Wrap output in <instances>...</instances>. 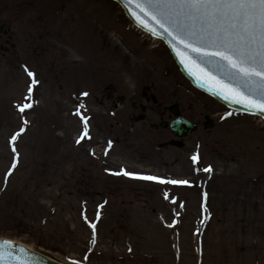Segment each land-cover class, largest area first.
Segmentation results:
<instances>
[{
  "label": "rangeland",
  "instance_id": "374dc122",
  "mask_svg": "<svg viewBox=\"0 0 264 264\" xmlns=\"http://www.w3.org/2000/svg\"><path fill=\"white\" fill-rule=\"evenodd\" d=\"M26 68L38 81L29 101ZM146 86L157 102L142 95ZM26 102L33 106L21 114L17 105ZM133 102L148 106L146 120H135ZM174 102L199 129L183 147H160L172 134L150 124L174 118ZM80 104L91 139L77 144ZM226 109L113 0H0V236L70 264H264V122L234 111L222 118ZM206 114L212 128L203 126ZM196 148L199 167L215 169L207 223L200 182L211 173L195 171ZM122 169L192 186L113 174ZM168 188L183 201L180 216L179 203L163 195ZM100 206L92 244L89 224Z\"/></svg>",
  "mask_w": 264,
  "mask_h": 264
},
{
  "label": "snow or ice",
  "instance_id": "6c2138e0",
  "mask_svg": "<svg viewBox=\"0 0 264 264\" xmlns=\"http://www.w3.org/2000/svg\"><path fill=\"white\" fill-rule=\"evenodd\" d=\"M135 9L139 15H134L142 26L148 27L140 17L149 18L154 24L149 27L151 33L167 34L174 49L177 46L183 49L177 54L201 81V87H207L213 95L221 96L225 101L243 105L252 114H264V0H136ZM25 71L32 78L25 97L29 101L38 81L33 72L27 68ZM81 95L87 97L89 93ZM32 106L26 102L17 105V110L23 114ZM82 109L86 110L84 104H80L75 112L82 124L77 144L91 139L90 118L83 115ZM231 115V112L227 114ZM24 131L22 127L11 140L15 142ZM111 147L109 141L105 155ZM12 151L16 153L15 147ZM191 160L197 163L198 155H193ZM16 166L14 159L8 176ZM204 171L211 172L212 169L208 167ZM113 174L162 185L192 186L188 180L135 174L123 169ZM203 196L206 201L207 193ZM165 199H168V193H165ZM172 203H176L175 199ZM202 209L207 213L206 204ZM90 227L93 230L91 243L95 244L96 224H90ZM19 251L22 255L16 256L11 242H0V264H34L23 248Z\"/></svg>",
  "mask_w": 264,
  "mask_h": 264
},
{
  "label": "water",
  "instance_id": "95a60500",
  "mask_svg": "<svg viewBox=\"0 0 264 264\" xmlns=\"http://www.w3.org/2000/svg\"><path fill=\"white\" fill-rule=\"evenodd\" d=\"M120 1V3L123 5L126 13L128 14V16L139 26H141L142 28H144L145 30L149 31V27H154L153 22L144 16H141L140 18L144 21L145 24L148 25V27H144L141 25L140 22H138L136 15H139V13L137 12V10L135 9V3L136 0H118ZM134 13H136V15H134ZM156 35L161 36L162 38H164L167 43L170 45L172 52L174 53L178 63L180 64L181 68H183V70L186 72L187 76L189 77V79L191 80V82L196 85L197 87L212 93L211 91H209L207 89V87H201V81L197 78L196 75L192 74V72H190L189 68L186 67V65L184 63H182V59L183 57L179 56L177 54L178 51H183V49L179 48V46H177L176 49L173 48V45L171 43H169V37L167 36V34L165 35H160L159 32L156 33ZM218 99L230 104L231 106H234L236 108H240L243 109L245 111H247L243 105L241 104H234V103H230L228 101H225L221 96L215 95ZM142 110H145V108L143 107ZM170 110L176 115V118L174 120H172L170 123L168 122H161L162 126H170L172 132L174 134H176L177 136H185L188 135L189 133H191L192 131H194L197 126L193 123H191L190 121H188L183 115L180 114V110H179V105L177 103L173 104L170 106ZM261 116L264 117V114H260ZM206 124L208 126H211L212 123L211 121L206 122ZM2 241H9L11 242V245L13 246V252L14 255L16 256H21L22 254L20 253V248H23L25 250V253L27 254L28 257H31L32 261H34V264H62L57 260H54L52 258L49 257L48 254L38 251V250H34L31 248H28L27 246L23 245V244H19L17 242L8 240V239H3L0 238V242Z\"/></svg>",
  "mask_w": 264,
  "mask_h": 264
},
{
  "label": "bare ground",
  "instance_id": "6f19581e",
  "mask_svg": "<svg viewBox=\"0 0 264 264\" xmlns=\"http://www.w3.org/2000/svg\"><path fill=\"white\" fill-rule=\"evenodd\" d=\"M27 246H29V247H33V248H36V247H34V245L33 244H30V243H27ZM57 257H58V259L60 260V262L62 263V264H70L66 259H64V258H62L61 256H59V255H57V254H55ZM55 256V257H56Z\"/></svg>",
  "mask_w": 264,
  "mask_h": 264
}]
</instances>
